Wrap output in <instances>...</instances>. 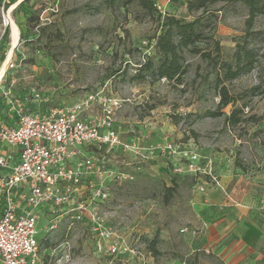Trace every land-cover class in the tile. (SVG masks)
Here are the masks:
<instances>
[{"label":"rangeland","instance_id":"1","mask_svg":"<svg viewBox=\"0 0 264 264\" xmlns=\"http://www.w3.org/2000/svg\"><path fill=\"white\" fill-rule=\"evenodd\" d=\"M156 1L166 14L193 19L184 0ZM212 7L220 10L209 21L207 46L212 50L219 40L218 62L230 60L237 43L252 49L256 60L247 72L223 82L236 99L225 107H218L212 65L198 55H186L190 66L182 84L133 79L141 63L155 61L159 32L157 13L151 16L135 0L111 6L106 0H0V69L9 56L0 83L1 124L14 125L19 108L45 113L97 91L121 101L113 126L127 148L118 145L109 153L106 167L118 176L104 180L109 195L97 203L113 236L106 244L117 242V253L97 250L100 225L71 213L50 222L53 215L40 209L36 264H228L206 244L204 224L215 222L223 210L218 205L238 202L239 176H264V17L246 31L247 8L240 2L219 0ZM11 22L19 28L14 48ZM7 90L12 93L6 96ZM36 92L41 100H34ZM14 97L19 102L12 107ZM234 107L241 109V120L231 126L226 116ZM165 142L196 149L201 164L211 159L220 186L211 185L207 175L187 172L185 154L150 150ZM81 148L96 154L90 146ZM202 184L204 193L197 189ZM260 186L264 197V183ZM257 249L239 264H264V239Z\"/></svg>","mask_w":264,"mask_h":264},{"label":"built area","instance_id":"2","mask_svg":"<svg viewBox=\"0 0 264 264\" xmlns=\"http://www.w3.org/2000/svg\"><path fill=\"white\" fill-rule=\"evenodd\" d=\"M154 6L162 16L166 14L164 5L155 0ZM3 93L7 96L12 92ZM33 95L34 100H41L39 92ZM18 102L19 97L9 101L12 107ZM120 106L118 98L97 91L83 95L75 103L51 107L45 113L21 112L19 108L14 125L0 122V145L18 150L13 164L5 153L0 154V264L38 263L35 225L41 210L53 215L50 222L56 215L71 213L75 220L100 225L95 228L97 250L106 248L111 254L117 253V242L106 244L113 236L101 222L97 203L109 195L104 180L118 176L106 167L109 153L118 145L127 148L113 126ZM84 146L94 148L96 154L86 155L81 148ZM150 150L185 154L187 172L207 175L211 185L220 186L213 161L206 158L201 164L196 149L165 142ZM197 189L205 192L203 184ZM207 226L204 224V229ZM62 247L68 259L69 243ZM130 253L135 254L133 249Z\"/></svg>","mask_w":264,"mask_h":264},{"label":"trees","instance_id":"3","mask_svg":"<svg viewBox=\"0 0 264 264\" xmlns=\"http://www.w3.org/2000/svg\"><path fill=\"white\" fill-rule=\"evenodd\" d=\"M133 0H106V5L111 6L114 2L121 4L131 3ZM139 6L148 11L151 16L153 12L157 13V23L159 32L155 38V61L148 58L141 63L140 68L133 79L144 80L149 77L151 81L164 79L167 82H175L182 84L184 77L189 70V61L187 54L198 55L199 58L207 60L212 65L214 78L211 82L213 87L217 89L218 107H225L235 101L234 96H230L224 81H232L241 73L247 72L256 61L254 51L245 48L244 45L237 43L234 53L230 60H221L220 42L213 41L212 50L209 49L208 41L212 39L209 33L210 20L215 22L217 11L213 9V5L219 0H185V7L193 16L192 20H183L177 18L173 14L164 16L155 8V0H135ZM225 1V0H224ZM231 2H240L247 8L245 19L246 31H249L254 24L256 18L264 17V0H227ZM6 6L3 4V8ZM201 44H203V47ZM201 45V46H200ZM207 46V47H206ZM216 52V55H213ZM240 108L234 107L230 114L226 116L227 124L234 126L241 119L239 117ZM206 114L216 116L217 113L208 111ZM172 190V188H166Z\"/></svg>","mask_w":264,"mask_h":264},{"label":"crops","instance_id":"4","mask_svg":"<svg viewBox=\"0 0 264 264\" xmlns=\"http://www.w3.org/2000/svg\"><path fill=\"white\" fill-rule=\"evenodd\" d=\"M185 3L184 0L182 7ZM17 151L15 147L0 145V154L5 153L11 164L17 160ZM239 182L238 202L218 205L223 210L204 230L206 244L228 264H239L241 259L257 254L258 242L264 239V197L260 189L264 176L245 174L239 176Z\"/></svg>","mask_w":264,"mask_h":264},{"label":"bare ground","instance_id":"5","mask_svg":"<svg viewBox=\"0 0 264 264\" xmlns=\"http://www.w3.org/2000/svg\"><path fill=\"white\" fill-rule=\"evenodd\" d=\"M19 2H16L10 9H13V8H15V6L18 4ZM9 8H8V10H7V14H9V10H10ZM5 25H6V21H5ZM11 27H12V42H13V45H12V48H14V46L16 45V43H19L18 41H19V28L13 23V22H11ZM10 54H11V51L9 52ZM9 57V56H8ZM6 58V60L3 62V64H2V67H1V69H0V83H1V80H2V78H3V76H4V70H5V66H7L6 64L8 63V65H9V62H7L8 61V59L9 58Z\"/></svg>","mask_w":264,"mask_h":264}]
</instances>
